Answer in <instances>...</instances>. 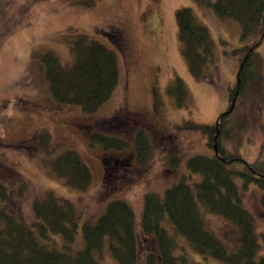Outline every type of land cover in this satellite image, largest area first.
Here are the masks:
<instances>
[{
  "label": "rangeland",
  "instance_id": "1",
  "mask_svg": "<svg viewBox=\"0 0 264 264\" xmlns=\"http://www.w3.org/2000/svg\"><path fill=\"white\" fill-rule=\"evenodd\" d=\"M180 7L191 8L194 20L207 27L213 42V63L207 66L206 80L188 72L180 52L175 21ZM240 27L233 18L218 15L212 6L201 7L196 0H96L93 5L84 0H0V182L6 185L8 196L4 204L0 200V206L19 221L34 224L35 200L50 192L68 199L80 215L72 251L84 246L83 223L95 222L111 200L127 202L134 212L135 228L140 229L144 194L163 196L166 187L182 175L190 176V183L199 181L201 174L188 169V158L214 152L206 136L176 130V126L193 120L219 131L217 120L227 112L220 143L229 153L240 154L241 160L226 167L242 173L247 163L264 164V37L256 47L253 79L237 91L231 108L230 91L238 90L240 69V55L234 50L254 39L243 41ZM76 33L111 47L119 61L120 82L111 98L93 113L53 100L40 62L31 59L32 52L49 49L63 65H70V41ZM176 77L183 80L188 93L180 107L167 91ZM139 129L148 133L153 151L144 165L135 162L132 147L104 150L89 140L93 132L131 140ZM39 132L50 135L47 144L36 141ZM67 149L77 151L89 167L92 178L86 190L71 187L52 173L51 160ZM174 154L179 166L170 167L168 158ZM231 174L242 204L254 217L258 259L264 255L260 203L264 189L252 182L245 185L242 175ZM197 202L205 228L228 251L235 250L238 233L233 223ZM162 224L191 260L227 264L211 256L205 260L168 219ZM49 236L52 246L61 249L63 237ZM139 246L138 264H144L146 253L156 249L155 242L141 238ZM103 254L100 264H116L106 250Z\"/></svg>",
  "mask_w": 264,
  "mask_h": 264
},
{
  "label": "trees",
  "instance_id": "2",
  "mask_svg": "<svg viewBox=\"0 0 264 264\" xmlns=\"http://www.w3.org/2000/svg\"><path fill=\"white\" fill-rule=\"evenodd\" d=\"M95 1L84 0L88 5H93ZM196 2L201 7L212 6L218 15L236 20L241 26L243 41L254 38L234 50L240 55L238 59L242 67L238 73V90H229L232 103L236 91L241 92L253 79L256 47L264 37V0ZM190 9L180 7L175 12L180 52L188 72L197 80H206L209 76L207 66L213 63V42L207 27L194 20ZM70 43L73 60L68 66L63 65L58 55L49 49L32 52L31 59L40 62L48 82L47 90L53 100L71 106L78 105L83 112L93 113L111 98L120 82L118 57L111 47L82 33H76ZM167 91L175 97L178 107L185 105L188 93L181 78L176 77ZM228 113L219 116V131L214 125L193 120H184L176 126V130L196 131L206 136L207 144L214 152L210 156L196 154L188 158V169L201 174L199 181L190 183V176L182 175L177 182L166 187L163 196L155 192L144 194L140 229L135 228L131 206L121 199L111 200L95 222L83 223L81 234L84 246L72 251L70 244L77 233L80 215L68 199H61L50 192L43 199L35 200L34 224L19 221L0 206V264H100L99 258L103 257L104 250L116 264H138L141 238L153 239L156 246L155 250L146 253L144 264H209L191 260L184 246L178 244L175 236L163 226L165 219L204 259L211 256L227 264H264V255L255 259L258 243L254 217L242 204L231 174L242 175L245 185L252 182L264 189V164L247 163L242 173L226 167L233 161L241 160L240 154L229 153L220 143ZM35 135L40 145L48 143V133L39 132ZM89 140L104 150L119 151L132 147L134 160L139 165L146 164L153 156L148 133L143 129L134 132L132 141L99 132L91 133ZM168 159L170 167L179 166V157L175 154ZM50 165L52 173L71 187L86 190L91 183L88 165L73 149L64 150L51 160ZM6 195V185L0 182V200L3 204L8 200ZM197 200L208 211L233 223L238 233L235 250L228 251L226 244L205 228ZM260 203L264 208V194ZM50 233L63 237L61 249L52 246L54 242H50Z\"/></svg>",
  "mask_w": 264,
  "mask_h": 264
},
{
  "label": "water",
  "instance_id": "3",
  "mask_svg": "<svg viewBox=\"0 0 264 264\" xmlns=\"http://www.w3.org/2000/svg\"><path fill=\"white\" fill-rule=\"evenodd\" d=\"M241 65H240V69H241ZM238 78V77H237ZM238 80V79H237ZM237 83L239 84V80L237 81ZM236 94H237V91H236ZM234 101H235V97L233 98V100H232V104H231V108L233 107V104H234ZM230 108V109H231ZM216 129H217V127H215Z\"/></svg>",
  "mask_w": 264,
  "mask_h": 264
}]
</instances>
